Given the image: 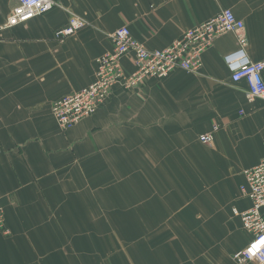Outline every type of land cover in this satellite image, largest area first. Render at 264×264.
<instances>
[{
    "label": "crops",
    "instance_id": "crops-1",
    "mask_svg": "<svg viewBox=\"0 0 264 264\" xmlns=\"http://www.w3.org/2000/svg\"><path fill=\"white\" fill-rule=\"evenodd\" d=\"M55 1L3 27L17 0H0V264H240L234 255L252 236L239 239L233 210L251 205L239 191L243 169L264 158V100L249 101L247 83L231 79L225 57L239 49L236 33L214 40L198 72L117 86L68 131L52 107L94 81L121 26L162 49L231 9L245 24L247 55L263 61L264 0ZM70 11L88 24L60 41ZM122 63L134 69L130 57ZM235 158L246 166L226 204Z\"/></svg>",
    "mask_w": 264,
    "mask_h": 264
},
{
    "label": "built area",
    "instance_id": "built-area-1",
    "mask_svg": "<svg viewBox=\"0 0 264 264\" xmlns=\"http://www.w3.org/2000/svg\"><path fill=\"white\" fill-rule=\"evenodd\" d=\"M59 3L55 0H17V6L3 27H13L51 11ZM88 24V21L70 11L68 23L55 31L56 39L63 41ZM237 34L239 49L226 55L231 79L248 85L247 98L264 100V60L253 61L246 52L248 38L243 20L231 9H224L210 20L187 29L180 37L162 49H149L133 37L129 27L121 26L113 34L114 49L96 59L95 79L83 89L56 101L52 113L61 131L72 129L85 118L94 115L110 97L115 87L133 90L150 79H163L176 69L198 72L203 54L221 34ZM132 60L134 69L127 71L122 59ZM218 126H214L216 130ZM205 144L214 141V133H204ZM241 193L251 205L244 211L234 208L243 228L252 236L248 244L234 255L240 264H264V158L256 165L243 169ZM0 229L6 231L5 211L0 206Z\"/></svg>",
    "mask_w": 264,
    "mask_h": 264
},
{
    "label": "rangeland",
    "instance_id": "rangeland-1",
    "mask_svg": "<svg viewBox=\"0 0 264 264\" xmlns=\"http://www.w3.org/2000/svg\"><path fill=\"white\" fill-rule=\"evenodd\" d=\"M230 163V171H229V178L227 181L226 187V196L224 198V202L226 204H229L233 201L235 198V193L237 194V185H238V175L242 168H244L246 165V162L243 159L235 158ZM241 194V189L239 191ZM225 195V194H224ZM249 233L245 230L242 231V233L239 234L240 240H245L246 237H248ZM217 243H213L215 246H219L220 244L216 245ZM223 244V243H222ZM225 247H230V242H227L226 244H223Z\"/></svg>",
    "mask_w": 264,
    "mask_h": 264
}]
</instances>
